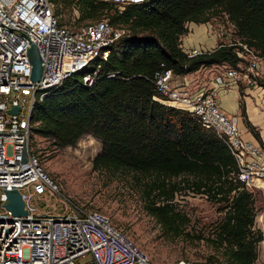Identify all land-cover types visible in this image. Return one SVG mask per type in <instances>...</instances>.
<instances>
[{
  "label": "trees",
  "instance_id": "obj_1",
  "mask_svg": "<svg viewBox=\"0 0 264 264\" xmlns=\"http://www.w3.org/2000/svg\"><path fill=\"white\" fill-rule=\"evenodd\" d=\"M73 1L79 20L107 17L129 34L109 46L105 60L91 63L99 67L90 85L81 77L91 66L34 105V132L59 148L90 134L100 143L91 160L94 170L149 176L142 191L146 211L174 233L187 220L172 202L176 192L186 189L220 203L223 212L211 228V241L222 249L226 264H253L262 232L254 225L252 191L236 179V163L212 130L189 113L153 99V73L160 63L175 75L222 62L235 67L233 46L221 40L209 53L191 58L178 46L187 22H212L218 14L233 25V38L264 58V0H146L121 9L103 0ZM258 81L264 87V79ZM204 262L218 260L209 255Z\"/></svg>",
  "mask_w": 264,
  "mask_h": 264
},
{
  "label": "built area",
  "instance_id": "obj_2",
  "mask_svg": "<svg viewBox=\"0 0 264 264\" xmlns=\"http://www.w3.org/2000/svg\"><path fill=\"white\" fill-rule=\"evenodd\" d=\"M103 1L121 9L146 0ZM226 23L232 38L222 43L233 46L236 66L225 62L201 66L191 74H210L209 84L192 87L186 74L175 75L160 63L153 73L157 92L153 99L189 113L212 130L236 163V179L250 189L256 180H264V152L242 138L233 118L219 108L217 94L239 79L259 84L264 79V58L233 38L234 27L227 19ZM205 32L216 39L211 48L187 47L179 37L178 46L186 57L218 46L219 29L208 21ZM128 34L127 28L113 26L107 17L72 28L59 24L50 0H0V264H154L100 211L66 205L29 145L32 136H40L34 132L37 122H32L34 105L75 72L105 60L109 46ZM31 45L40 59L35 80L30 78ZM91 67L81 77L84 85L91 84L99 64ZM11 107L18 111L8 113ZM11 189L18 192L25 214L12 215L4 207ZM41 193L44 201L48 194L62 208L55 211L54 204L50 207L47 202L38 208L35 195ZM165 264L206 263L180 259Z\"/></svg>",
  "mask_w": 264,
  "mask_h": 264
},
{
  "label": "rangeland",
  "instance_id": "obj_3",
  "mask_svg": "<svg viewBox=\"0 0 264 264\" xmlns=\"http://www.w3.org/2000/svg\"><path fill=\"white\" fill-rule=\"evenodd\" d=\"M97 1V0H95ZM53 4V12L58 21L67 27H75L82 23L97 19L79 20V8L75 1L58 0ZM211 24L219 29L220 42L232 38V32L222 14L214 16ZM205 26V23H201ZM35 107V106H34ZM35 109L32 115L34 118ZM33 128V127H32ZM29 145L37 152L43 170L56 184L62 201L74 204L83 211L97 210L107 216L112 226L118 228L148 260L154 264H165L177 260L192 262L204 261L209 255L217 258V264H226L222 258V249L211 241V228L222 212L220 203L214 202L204 194L190 190H180L172 198L174 207L187 219L180 230L174 233L163 227L145 208L147 202L142 191L144 184L150 182L149 176L117 171L94 170L91 160L100 150L99 141L90 134H84L73 146L59 148L49 140L35 134ZM258 145V144H255ZM263 150V149H262ZM264 152V150H263ZM252 191L255 200L256 214L254 225L260 228V209L264 198L260 191ZM44 193L36 194L38 208L44 203L58 211L62 204L53 201L51 196L42 199ZM40 199V200H39ZM198 236V237H196ZM256 259L253 264H264V238L256 247Z\"/></svg>",
  "mask_w": 264,
  "mask_h": 264
},
{
  "label": "crops",
  "instance_id": "obj_4",
  "mask_svg": "<svg viewBox=\"0 0 264 264\" xmlns=\"http://www.w3.org/2000/svg\"><path fill=\"white\" fill-rule=\"evenodd\" d=\"M181 38L183 45L187 47L202 45L211 48L216 43L215 38L206 34L205 26L201 23L187 22L186 32ZM186 75L192 80V87L207 86L211 79L210 74L206 73ZM217 104L233 118L244 140L258 144L264 150V87L260 83L251 85L239 79L227 89L218 92ZM253 188L260 191L264 198V180H256ZM259 211V229L264 238V201Z\"/></svg>",
  "mask_w": 264,
  "mask_h": 264
},
{
  "label": "water",
  "instance_id": "obj_5",
  "mask_svg": "<svg viewBox=\"0 0 264 264\" xmlns=\"http://www.w3.org/2000/svg\"><path fill=\"white\" fill-rule=\"evenodd\" d=\"M28 56L31 63L30 78L35 80L38 78L40 73V59L37 51L33 45L28 50ZM18 111L17 107H11L8 113L14 114ZM7 202L4 207L11 212L12 215H23L25 210L23 209V203L20 199L18 192L15 189H11L6 192Z\"/></svg>",
  "mask_w": 264,
  "mask_h": 264
}]
</instances>
